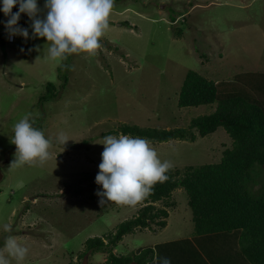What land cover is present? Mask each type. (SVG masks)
I'll list each match as a JSON object with an SVG mask.
<instances>
[{
	"label": "rangeland",
	"instance_id": "374dc122",
	"mask_svg": "<svg viewBox=\"0 0 264 264\" xmlns=\"http://www.w3.org/2000/svg\"><path fill=\"white\" fill-rule=\"evenodd\" d=\"M37 3L44 9L45 0ZM46 11L40 13L41 18ZM30 24L27 15L20 25L29 30L27 40L16 36L13 49L0 48V249L6 237L13 236L29 248L21 264H83L85 258V264H103L107 250H89L80 256L86 241L111 232L114 236L119 224L143 206L109 202L100 207L96 192L103 189L96 176L104 137L122 134L111 131L124 123L189 128L194 117L213 112L216 104L178 106L179 91L190 69L218 81L230 80L237 73L264 72V0H115L109 29L100 41L102 48L95 56H69L74 70L63 90L59 66L46 58V38H31ZM178 28L183 29L181 37L176 36ZM37 45L40 51L35 50ZM49 82L56 85L58 97L41 102ZM27 113H32L33 126L53 141L51 159L43 167L11 166L16 152L11 143L13 125ZM61 132L69 138L65 145L56 139ZM151 144L161 161L184 169L219 161L232 138L219 127L195 141ZM173 194L176 205L167 207L170 215L163 229L152 224L126 234L117 245H108L113 252L138 254L163 242L166 245L157 248L165 249L168 241L177 240L174 249L167 254L159 251L157 256L171 257V264L206 261L199 246L204 249L208 239L202 243L192 237L187 194L183 188ZM157 206L165 207V203ZM5 224L11 232L4 231ZM231 234H235L232 240L217 236L219 251H225L218 258L212 253L205 256L232 264L229 255L240 232ZM105 242H109L107 237Z\"/></svg>",
	"mask_w": 264,
	"mask_h": 264
},
{
	"label": "trees",
	"instance_id": "16d2710c",
	"mask_svg": "<svg viewBox=\"0 0 264 264\" xmlns=\"http://www.w3.org/2000/svg\"><path fill=\"white\" fill-rule=\"evenodd\" d=\"M18 10L19 6H14L13 12ZM7 19L0 11V29L5 28ZM26 20L27 14L22 13L19 25H24ZM182 34L183 29L178 28L176 36L181 37ZM15 42L16 39L9 41L8 32H0V48L11 50ZM63 63L72 66L70 57ZM59 71V88L63 90L69 82L71 69L59 66ZM56 97V85L47 83L46 93L40 101ZM205 104H216V108L209 114L194 117L189 128L167 129L124 123L118 130L111 131L145 137L157 143L172 139L195 141L198 136L205 137L224 127L232 138V145L215 163L170 169L167 173L169 179L154 185L151 194L141 202L143 206L137 214L120 223L114 236L111 232L104 237L89 238L80 256L89 250H107L109 256L103 264H153L156 257L153 246L138 254L133 251L116 254L112 247L137 229L151 227L152 224L163 229L170 215L167 207L176 205L171 197L175 190L183 188L192 214V237L222 233L229 237L233 235L231 233L240 232L237 238L240 253L250 264H264V72L237 73L230 80L218 81L196 70H188L179 91L178 106ZM159 202H164L165 207L157 206ZM106 237L108 243L105 242ZM71 264L76 263L72 261Z\"/></svg>",
	"mask_w": 264,
	"mask_h": 264
},
{
	"label": "clouds",
	"instance_id": "9594fccd",
	"mask_svg": "<svg viewBox=\"0 0 264 264\" xmlns=\"http://www.w3.org/2000/svg\"><path fill=\"white\" fill-rule=\"evenodd\" d=\"M16 5H19V10L13 12ZM114 6L115 0H45L44 9L47 11L41 18L40 13L44 9L38 6L37 0H2L0 11L8 17L4 24L9 38H29L28 28L18 23L21 14L26 13L33 29L31 38H46V58L60 67L74 70V66L63 61L71 54H97L102 48L101 38L109 29V18ZM35 50L40 51V46L37 45ZM31 116L32 113H27L13 125L11 143L16 145V152L11 166L27 164L43 167L51 159L53 141L33 126ZM56 139L63 145L69 140L63 132ZM102 144L105 148L96 176V183L102 185L103 189L96 192L100 197L98 203L101 208L109 202L135 207L151 194L156 183L169 179L167 173L174 165L168 160L161 161L148 138L107 135ZM3 227L4 231L11 232L9 224ZM28 252L27 246L15 237L8 236L3 249H0V264H11L9 257L21 264ZM156 260L158 264H171L167 257L156 256Z\"/></svg>",
	"mask_w": 264,
	"mask_h": 264
},
{
	"label": "crops",
	"instance_id": "0c3cea01",
	"mask_svg": "<svg viewBox=\"0 0 264 264\" xmlns=\"http://www.w3.org/2000/svg\"><path fill=\"white\" fill-rule=\"evenodd\" d=\"M4 73H5V71H4ZM218 235H224V233H222V234H213V235H209V236H201L199 238H196L197 241H199L201 239L202 243L204 242L203 241L204 238L208 239L206 241L207 244H204V249H202V245L199 246V252H203L204 251L203 258H204V260H206V261H202V263H200V264H222L221 259H218V260H215V261H211V259L208 257V255L205 256L207 254V252H209V253H212L213 254V258L216 259V258H218L221 255V252H225V251H219L218 248H220V246L217 247L218 246V241H219V240L217 241V236ZM233 235H235V234H233ZM231 236L232 235H230L228 238L232 240ZM237 238H239V237H236V239L234 238V243L236 244V246L239 245ZM177 242L179 243V241H177V240H175V241H172V240L168 241L167 248H165V249H163V248L158 249L157 247L159 245L161 247H162V245H166V242L165 243L163 242L162 244H159V245L158 244H154L153 247L155 249L156 256H157V254H158L159 251H164V254H167L172 249H174L173 247H175V244H177ZM236 246H234L233 253L231 255H229L230 256L229 261H231L232 264H245V261L247 263H249V261L245 257H241L240 255H238V250H237V247ZM206 248L208 250L207 252L205 251ZM181 249L184 250V247H182ZM214 249H215V251H214ZM175 250H173V253H174ZM170 259L172 260L171 257H170ZM154 264H158L157 263V260H156V257H155Z\"/></svg>",
	"mask_w": 264,
	"mask_h": 264
},
{
	"label": "built area",
	"instance_id": "2783aa9c",
	"mask_svg": "<svg viewBox=\"0 0 264 264\" xmlns=\"http://www.w3.org/2000/svg\"><path fill=\"white\" fill-rule=\"evenodd\" d=\"M0 32H2V33H7L6 28H1V29H0ZM8 38H9V34H8ZM14 39H15V36L9 38V41H14Z\"/></svg>",
	"mask_w": 264,
	"mask_h": 264
},
{
	"label": "water",
	"instance_id": "95a60500",
	"mask_svg": "<svg viewBox=\"0 0 264 264\" xmlns=\"http://www.w3.org/2000/svg\"><path fill=\"white\" fill-rule=\"evenodd\" d=\"M0 178H2V174H1V173H0ZM86 260H87V259L85 258V262H84L83 264H85V263H86Z\"/></svg>",
	"mask_w": 264,
	"mask_h": 264
}]
</instances>
